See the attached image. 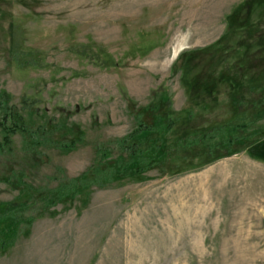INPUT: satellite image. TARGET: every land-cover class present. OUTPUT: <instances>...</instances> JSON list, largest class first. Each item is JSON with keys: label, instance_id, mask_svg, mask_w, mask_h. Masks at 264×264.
Listing matches in <instances>:
<instances>
[{"label": "rangeland", "instance_id": "rangeland-1", "mask_svg": "<svg viewBox=\"0 0 264 264\" xmlns=\"http://www.w3.org/2000/svg\"><path fill=\"white\" fill-rule=\"evenodd\" d=\"M0 96V264H264V0H0Z\"/></svg>", "mask_w": 264, "mask_h": 264}, {"label": "trees", "instance_id": "trees-1", "mask_svg": "<svg viewBox=\"0 0 264 264\" xmlns=\"http://www.w3.org/2000/svg\"><path fill=\"white\" fill-rule=\"evenodd\" d=\"M16 59H17V57H16ZM29 61H31V60H27V62H29ZM0 98L3 101V96H0ZM27 101H29V100H27ZM8 105L9 104L4 106V104H3V111L5 112L3 118H5V117L13 118L14 119V123H15V127H17V128L18 127L19 128L23 127L27 131L28 130V126H26V123H24V121L22 119V116L17 111L14 110L15 107H10V106L8 107ZM30 105H31V102H29V103L26 102L24 107L28 109L30 107ZM0 123L3 126L4 131L6 129H9L6 126L5 119L0 121ZM170 123H172V122H170ZM5 134L8 135V133H5ZM128 138H126V139H128ZM126 139H124V140H126ZM38 140L41 142L43 140H47V138L38 139ZM149 142H150V140H149ZM143 147H144V145H143ZM158 148H159V145H156L153 142V143H151V145H146L145 148L144 149L142 148V149L146 151L145 153L147 155H150L151 153H152V155H154L156 153V151L158 150ZM113 173H114V168L100 166L94 173L90 174L92 176V178L91 177H87V176L84 175L81 178H79L80 180L76 179V178L73 179L72 180L73 182L70 183V185L72 184L71 186L68 185V184L67 185L63 184V186L61 188L63 192L60 195L61 196L60 198L65 197V195H70L73 192H77L78 189H75V188L78 187V186H81L82 184L84 186H88L92 181H95L96 183H101V182H104L105 180L112 179ZM29 187H31V186H29ZM29 187H27V188H29ZM24 202H25L24 199L23 200H19L18 199V202H16V203H15V201H13L12 203L7 204V206H6L5 210H4V213L6 214L5 216L10 219V222H9L8 226L0 228V231H1L0 243L1 242L2 243L6 242L4 244H11V243H13L15 241L16 235H17V230L16 229H18L17 228L18 224H20L21 221H23V218L21 216V218L20 217L17 218V221H19L18 224L17 223L15 224V222H16L15 221L16 209H17V207L21 208V206H23L25 204ZM20 208H18V210ZM15 232H16V234H15ZM7 233H8V236H11V238L9 240H5V238H4L7 235Z\"/></svg>", "mask_w": 264, "mask_h": 264}]
</instances>
